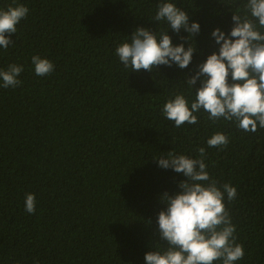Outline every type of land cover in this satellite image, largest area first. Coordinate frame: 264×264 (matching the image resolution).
<instances>
[{
	"label": "trees",
	"instance_id": "obj_1",
	"mask_svg": "<svg viewBox=\"0 0 264 264\" xmlns=\"http://www.w3.org/2000/svg\"><path fill=\"white\" fill-rule=\"evenodd\" d=\"M12 2L0 0V9ZM17 2L28 16L11 36L14 45L0 48V69L24 67L20 86L0 87V264H145L147 252L166 247L158 235L160 197L186 179L154 158L170 151L199 158L200 147L210 177L237 189L236 199L224 201L245 250L234 264H264V128L213 123L203 109L194 113L198 124L179 128L162 115L176 94L190 108L196 92L186 77L218 52L212 31L229 33L247 0H167L200 24L192 41L198 51L186 69L152 73L125 68L116 48L137 28L158 38L169 30L153 20L164 0ZM167 34L174 46L188 35ZM34 55L52 61L54 71L37 76ZM216 132L229 138L226 147L207 145ZM27 194L35 195V214L25 211Z\"/></svg>",
	"mask_w": 264,
	"mask_h": 264
},
{
	"label": "clouds",
	"instance_id": "obj_2",
	"mask_svg": "<svg viewBox=\"0 0 264 264\" xmlns=\"http://www.w3.org/2000/svg\"><path fill=\"white\" fill-rule=\"evenodd\" d=\"M246 14H232V28L229 33L216 28L211 36L219 45L218 52L209 55L204 63L197 66L194 75L186 77L185 83L195 89L196 98L191 102L183 94L170 98L162 109V115L179 128L185 123L198 124L201 109L208 113L213 123L220 119L237 122L245 132L255 133L257 125L264 128V0H247ZM29 8L13 0L6 9H0V48L7 50L14 45L11 39L17 32V25L27 18ZM155 22L166 21L169 30L177 35L183 30L187 37L173 45L169 30L157 33L147 28H137L125 42L116 48V55L125 68L132 72L145 70L152 73L160 66L176 65L183 70L192 63L198 51L192 45L200 33L198 22L189 23L190 17L172 2H161L153 18ZM185 43L188 47L185 48ZM37 76L50 75L55 65L52 61L34 55L31 58ZM23 65L10 64L0 69V87L15 88L22 84L19 79ZM231 77V83L229 82ZM200 87L195 88L197 82ZM229 138L216 132L207 140L211 148H222L229 144ZM199 158L167 152V156L154 158L158 166L183 174L186 178L178 183L179 191L168 192L160 197L165 205L157 218L158 235L166 247L145 254V264H234L245 256L242 244L237 243L236 226L226 209L228 202L237 197V189L230 183L218 186L210 177L205 164L206 150L197 149ZM25 211L35 214L36 198L27 194ZM150 223V222H149Z\"/></svg>",
	"mask_w": 264,
	"mask_h": 264
}]
</instances>
